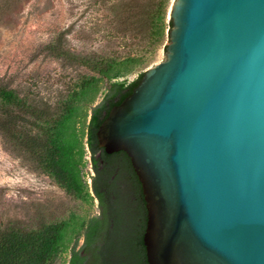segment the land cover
<instances>
[{"label":"water","instance_id":"95a60500","mask_svg":"<svg viewBox=\"0 0 264 264\" xmlns=\"http://www.w3.org/2000/svg\"><path fill=\"white\" fill-rule=\"evenodd\" d=\"M168 20L98 146L140 183L147 264H264V0H173Z\"/></svg>","mask_w":264,"mask_h":264},{"label":"trees","instance_id":"16d2710c","mask_svg":"<svg viewBox=\"0 0 264 264\" xmlns=\"http://www.w3.org/2000/svg\"><path fill=\"white\" fill-rule=\"evenodd\" d=\"M11 2L18 0H6L7 10ZM169 5L170 0H89V29L101 48L71 53L61 37L44 47L90 73L80 75L54 107L0 81V136L66 194L83 202L93 197L99 210L86 220L71 215L30 226L0 217V264H51L65 250L67 264H147L140 183L125 153L97 156L96 131L144 72L132 81L126 77L146 65L158 47L165 51L172 28ZM86 150L91 192L83 179Z\"/></svg>","mask_w":264,"mask_h":264},{"label":"rangeland","instance_id":"374dc122","mask_svg":"<svg viewBox=\"0 0 264 264\" xmlns=\"http://www.w3.org/2000/svg\"><path fill=\"white\" fill-rule=\"evenodd\" d=\"M5 1L0 0V81L54 107L80 75L90 73L47 54L44 47L61 37L71 53L101 48L102 43L93 38L89 29V0H18L17 4L11 2L8 10ZM163 61L165 52L160 46L146 65L126 77L127 81ZM101 98L102 95L96 103ZM92 175L86 150L83 179L89 192ZM98 213L93 197L83 202L66 194L0 136L2 221H20L30 226L39 220L54 222L71 215L86 220ZM68 258L69 250H65L51 264H67Z\"/></svg>","mask_w":264,"mask_h":264},{"label":"flooded vegetation","instance_id":"af4514ba","mask_svg":"<svg viewBox=\"0 0 264 264\" xmlns=\"http://www.w3.org/2000/svg\"><path fill=\"white\" fill-rule=\"evenodd\" d=\"M98 147H99V146H98ZM99 149H100V152L97 154V156H99V155L101 154V152L103 151L102 148L99 147ZM92 173H93V172H92ZM90 192H91V191H90ZM98 215H99V213H98ZM98 215H97V216H98ZM144 230H145V229H144ZM143 234H144V233H143ZM81 243H82V241H80L79 244H81ZM89 264H90V263H89Z\"/></svg>","mask_w":264,"mask_h":264}]
</instances>
